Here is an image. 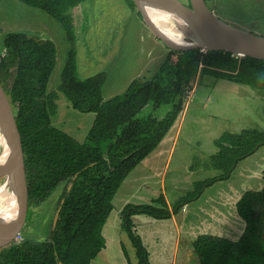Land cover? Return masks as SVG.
<instances>
[{"label": "trees", "instance_id": "1", "mask_svg": "<svg viewBox=\"0 0 264 264\" xmlns=\"http://www.w3.org/2000/svg\"><path fill=\"white\" fill-rule=\"evenodd\" d=\"M16 1L48 14L62 26L70 49L58 91L74 110L95 118L82 143L55 127L51 117L57 109V95L49 91L57 61L55 44L19 32L4 37L0 84L14 110L20 136L24 199L31 207H38L65 188L58 220L47 240L23 239L9 244L0 250V264H91L105 248L102 230L113 211L115 195L175 125L191 82L198 75H209L264 91V61L218 51H169L153 78L134 80L123 94L104 101L101 89L105 73L81 80L77 71L72 10L88 0ZM205 2L209 7L210 0ZM125 3L143 21L134 1ZM215 145L218 152L209 157L207 168L220 175L196 182L194 191L172 209L164 196L152 205L128 204L122 209L121 229L135 250L136 264L151 261L133 217L171 219L206 189L230 179L240 162L264 147V128L225 134ZM236 209L246 223L241 238L232 242L198 236L191 242L198 264H264V187L245 192ZM124 255L127 263L133 264L126 251Z\"/></svg>", "mask_w": 264, "mask_h": 264}, {"label": "rangeland", "instance_id": "2", "mask_svg": "<svg viewBox=\"0 0 264 264\" xmlns=\"http://www.w3.org/2000/svg\"><path fill=\"white\" fill-rule=\"evenodd\" d=\"M121 1L89 0L72 10L77 37V61L81 70L92 71L99 68L104 40L107 37L106 29L116 19L117 5L120 6ZM181 2L190 6L189 0ZM209 8L223 23L264 38V0H210ZM13 30L38 40H50L55 44L57 66L50 80L49 91L59 96L56 98L59 110L53 114L52 122L58 128L74 135L79 132L78 139L84 142L94 115H90L91 122L86 118L83 122V119L72 111L73 108L65 96L58 91L61 72L70 49L62 26L48 14L16 0H0V53L3 50L4 37L13 33ZM137 42L132 40L129 45L123 46L122 41H118V49L116 47L114 55H122L123 48L126 52L130 51L132 45ZM163 46L168 53V48L164 44ZM262 128L264 91L253 90L248 86L209 75H198L186 93L183 111L177 122L157 148L156 152L162 153L158 163L154 160L155 169L151 168L152 165L149 166L152 162L149 165L143 162L141 167L138 166L129 175L128 181L134 182L128 188L124 182L115 195L113 211L102 230L105 248L91 264H128L124 251L129 260L136 264L135 250L127 234L121 229V211L124 206L152 205L153 199L164 196L168 207L172 209L178 201L194 191L196 182L220 175L219 172L207 168L209 157L218 152L215 145L217 140L228 133L238 134L243 130ZM262 149L264 148L259 151ZM263 154L264 150L257 157L253 156L258 160ZM152 156L150 158L153 160ZM253 156L247 158L246 163L253 159ZM219 183L221 182L214 185ZM3 185L5 175L0 169V187ZM64 188L65 186L58 189L38 207L21 202L13 220V237L0 244V250L7 248L9 244L20 243L23 239L47 240L55 223ZM213 191L215 190L211 192ZM211 192L207 193L203 200ZM196 201L198 199L188 204L197 206ZM138 220L146 221L137 234L141 236L150 253L151 264H198L191 246L192 240L187 234L181 235L177 232L170 220L156 221L146 216L137 217L136 221L140 223ZM192 224H195V220Z\"/></svg>", "mask_w": 264, "mask_h": 264}, {"label": "crops", "instance_id": "3", "mask_svg": "<svg viewBox=\"0 0 264 264\" xmlns=\"http://www.w3.org/2000/svg\"><path fill=\"white\" fill-rule=\"evenodd\" d=\"M84 3H87V1ZM117 9L118 14L116 19L113 23L108 25L109 27L106 29L107 37H105L104 40L103 57H101L102 60L99 68L92 71L81 70L77 61L78 76L81 80L88 79L99 73H105L106 81L101 89L104 101L123 94L134 80L146 81L153 78L168 55L163 44L155 38L149 28L143 23V21H141V19H139L136 12H132L128 8L125 0L121 1L120 6L117 5ZM11 32L14 33L19 31L13 30ZM133 32L135 33L131 34ZM132 40L138 42L132 45L130 51L126 52L123 48L121 51L122 55H114L117 51L116 47L118 49V41H122V45L127 46ZM109 48H111V50H109ZM67 102L69 103V101ZM55 103L57 105V112L59 110L58 101H55ZM70 107L72 106L70 105ZM72 111L82 118L83 122L85 118L91 122L90 115H94L80 113L73 109ZM51 119L54 120V117L52 116ZM53 125L55 126L54 123ZM60 130L67 133L78 142H83L82 139H78L80 137L78 136L79 132L77 135H74L63 129ZM263 150L264 149L261 151ZM156 151L157 149L143 161L148 165L152 162L149 166L152 165L151 168L153 169H155L154 160L156 159L158 163L160 161L159 157L162 153V151L159 153ZM261 151H257L258 154L255 153V157H257ZM154 153L157 154L153 155ZM151 156L153 157V160L150 158ZM255 157L247 163L246 160L240 162L231 174V179L206 189L198 201L195 202V204L197 203V206H193L194 204L185 205L178 214L174 215L171 219H168L173 223L175 230L181 235L187 234L192 241L201 235L220 237L232 242L238 241L245 231L246 223L239 217L236 204L245 192L260 191L264 187V154L258 160H256ZM142 163L140 165H142ZM128 178L125 181L127 188L134 182V180L128 181ZM212 190L215 191L212 193ZM209 192H211V194L206 196L203 200V197ZM156 199H153V201ZM140 216L133 217L137 233L140 228L144 227L146 222L144 220H138L140 223H137L136 219ZM194 220L195 224H192Z\"/></svg>", "mask_w": 264, "mask_h": 264}, {"label": "water", "instance_id": "4", "mask_svg": "<svg viewBox=\"0 0 264 264\" xmlns=\"http://www.w3.org/2000/svg\"><path fill=\"white\" fill-rule=\"evenodd\" d=\"M133 1L144 24L169 51L196 49L201 52L218 51L236 57H249L264 61V38L223 23L207 6L205 0H189L190 6L182 3L181 0H156L168 28L184 44H172L167 41L151 22L140 0ZM0 136L4 159L0 169L5 175V185L8 184V203L0 210V244H2L7 239L9 240V237H13L12 231L15 229L12 227L16 210L21 202L26 201L23 196L25 173L20 136L14 110L1 84ZM72 186V183L69 184L68 191ZM60 209L57 212L55 223L58 220Z\"/></svg>", "mask_w": 264, "mask_h": 264}, {"label": "bare ground", "instance_id": "5", "mask_svg": "<svg viewBox=\"0 0 264 264\" xmlns=\"http://www.w3.org/2000/svg\"><path fill=\"white\" fill-rule=\"evenodd\" d=\"M142 6L147 11V14L151 20V22L155 25V27L159 30L161 35L172 44H184V42H180L177 39L170 29L167 26L165 18L159 8V4L156 3V0H140ZM3 155V154H2ZM3 156H1V136H0V167L3 165ZM8 193V184L0 187V208L2 209L8 203L7 200Z\"/></svg>", "mask_w": 264, "mask_h": 264}]
</instances>
